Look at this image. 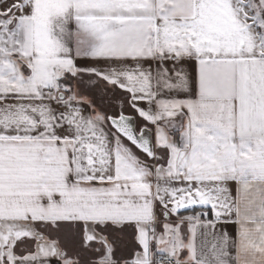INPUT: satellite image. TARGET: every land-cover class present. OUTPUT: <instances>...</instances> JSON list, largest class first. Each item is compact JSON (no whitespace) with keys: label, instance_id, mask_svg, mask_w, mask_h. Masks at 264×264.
<instances>
[{"label":"snow or ice","instance_id":"obj_1","mask_svg":"<svg viewBox=\"0 0 264 264\" xmlns=\"http://www.w3.org/2000/svg\"><path fill=\"white\" fill-rule=\"evenodd\" d=\"M0 264H264V0H0Z\"/></svg>","mask_w":264,"mask_h":264},{"label":"trees","instance_id":"obj_2","mask_svg":"<svg viewBox=\"0 0 264 264\" xmlns=\"http://www.w3.org/2000/svg\"><path fill=\"white\" fill-rule=\"evenodd\" d=\"M186 214V213H185Z\"/></svg>","mask_w":264,"mask_h":264}]
</instances>
